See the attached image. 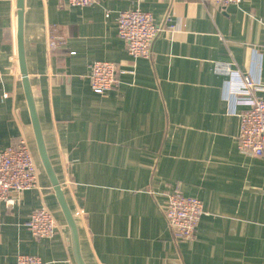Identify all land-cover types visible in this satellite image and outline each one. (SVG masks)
Instances as JSON below:
<instances>
[{"label": "crops", "instance_id": "1", "mask_svg": "<svg viewBox=\"0 0 264 264\" xmlns=\"http://www.w3.org/2000/svg\"><path fill=\"white\" fill-rule=\"evenodd\" d=\"M135 8L160 29L149 58L131 59L116 35V13ZM21 48L83 264H264V155L237 148L239 114L248 107L238 99L244 75L264 99V0L225 9L207 0H21ZM95 60L118 69L117 84L101 94L89 88ZM19 139L33 156L38 189L11 193V206L0 201V264L19 254L76 264L20 79L16 0H0V148ZM175 191L203 206L193 236L182 241L163 215ZM38 208L53 215L50 238L26 228Z\"/></svg>", "mask_w": 264, "mask_h": 264}, {"label": "built area", "instance_id": "2", "mask_svg": "<svg viewBox=\"0 0 264 264\" xmlns=\"http://www.w3.org/2000/svg\"><path fill=\"white\" fill-rule=\"evenodd\" d=\"M96 0H64L69 6H86ZM222 9L237 5L242 0H207ZM107 16V13L104 14ZM116 35L125 42L126 53L131 59L149 58L151 44L160 31L148 12L138 9L121 10L115 16ZM51 46V44H49ZM120 64L125 65L124 62ZM133 67V65H132ZM225 74L227 66H216ZM117 64L95 60L88 66L89 88L101 94L117 84ZM242 95L238 99L248 102V107L239 114L240 125L237 136L239 152L247 156L264 155V99L252 94L257 83L248 75L242 77ZM38 189L37 168L27 143L19 139L14 146L0 148V201L6 206L14 204L11 193ZM203 214V206L198 198L184 196L175 191L166 195L163 215L174 238L182 241L193 236L196 224ZM29 233L35 238L53 236L56 223L53 215L45 208L33 210L25 223ZM8 264H45L39 257L19 254Z\"/></svg>", "mask_w": 264, "mask_h": 264}, {"label": "water", "instance_id": "3", "mask_svg": "<svg viewBox=\"0 0 264 264\" xmlns=\"http://www.w3.org/2000/svg\"><path fill=\"white\" fill-rule=\"evenodd\" d=\"M16 15H17V59H18V65H19L20 79H21L24 94H25V97L27 100L28 111H29V116H30V120H31V126L33 129V134H34V139H35V144H36L38 156H39L40 162H41V164H42V166H43V168H44V170H45V172H46V174L50 180L51 188H52L53 192L55 193V196H56L57 201L60 205L63 216L65 218L66 224L70 230L71 239H72V246H73V254H74L76 264H83L80 257H79L75 227H74L72 218L69 214V211L67 210L65 203L63 201L62 194L60 192V188H59L56 180H54L53 175L51 174L49 164H48V161L46 159L45 152L43 149V144L41 141L37 120H36V117H35V114L33 111V106L31 104V100H30L27 79H26L24 66H23V57H22V48H21V0H16Z\"/></svg>", "mask_w": 264, "mask_h": 264}]
</instances>
